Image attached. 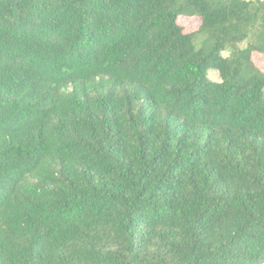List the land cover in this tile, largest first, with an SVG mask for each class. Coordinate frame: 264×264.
I'll return each mask as SVG.
<instances>
[{
    "label": "trees",
    "instance_id": "16d2710c",
    "mask_svg": "<svg viewBox=\"0 0 264 264\" xmlns=\"http://www.w3.org/2000/svg\"><path fill=\"white\" fill-rule=\"evenodd\" d=\"M254 54L264 0H0V264H264Z\"/></svg>",
    "mask_w": 264,
    "mask_h": 264
},
{
    "label": "rangeland",
    "instance_id": "374dc122",
    "mask_svg": "<svg viewBox=\"0 0 264 264\" xmlns=\"http://www.w3.org/2000/svg\"><path fill=\"white\" fill-rule=\"evenodd\" d=\"M180 24L184 26L187 29V32H194L197 31L200 27V19H188L184 18L180 21ZM246 44L242 45V48H245ZM224 56H227V53L223 54ZM253 61L254 63L262 70L264 71V56L260 54H254L253 55ZM209 79L213 82H220L219 73L215 70H211L208 74Z\"/></svg>",
    "mask_w": 264,
    "mask_h": 264
}]
</instances>
